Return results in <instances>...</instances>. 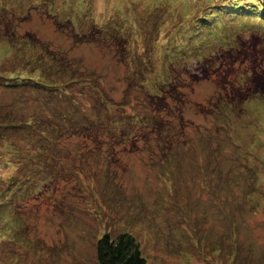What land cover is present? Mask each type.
I'll list each match as a JSON object with an SVG mask.
<instances>
[{"label": "rangeland", "instance_id": "rangeland-1", "mask_svg": "<svg viewBox=\"0 0 264 264\" xmlns=\"http://www.w3.org/2000/svg\"><path fill=\"white\" fill-rule=\"evenodd\" d=\"M229 2L0 0V75L19 83L0 87V209L21 222L0 264H96L114 225L148 264H264V0L207 8ZM42 55L78 75L38 72ZM42 77L82 96L53 176L30 150L71 107ZM130 114L151 127L99 132Z\"/></svg>", "mask_w": 264, "mask_h": 264}, {"label": "trees", "instance_id": "trees-1", "mask_svg": "<svg viewBox=\"0 0 264 264\" xmlns=\"http://www.w3.org/2000/svg\"><path fill=\"white\" fill-rule=\"evenodd\" d=\"M220 1L223 2V0H220ZM229 1L230 2L226 3L225 5L219 6V3H218L217 4L218 7L213 5V6H208L207 8H209V10H215V9L224 10L225 9L226 11H230L229 9L233 10V9H235L234 8L235 6H238L239 9L242 8L243 10H246L244 8V6H249V8L250 7L252 8V10L254 7L253 6L254 5L253 0H248L246 3L243 0H229ZM227 6L229 7V9L227 8ZM223 7H226V8L221 9ZM8 42H12V41H8ZM36 59L38 60V62H37L38 66H39L38 72H40V73H43V71H45V70H47V71L50 70V72L51 71H57L58 73H60V75H63V76L64 75L67 76L70 74L69 71L66 69L67 66L66 65L63 66L61 64L62 62L59 61L60 59L58 58V60H56V57H54V55H49V57H46V58H43V55H42L40 57L39 56L36 57ZM41 62H42V65H41ZM45 63H47L46 67L44 65ZM79 66H80V64H79ZM81 70H82V68H81ZM58 73H53V74H58ZM49 75L50 74H48V76ZM70 75L77 76L78 74L76 72H72ZM63 76H61V77H63ZM9 78H11V79H9ZM9 78L4 76V75H0V87L3 86L2 88H5V89H10V88L16 89V85L19 84L18 81L16 80L17 74L14 77H9ZM80 78L82 79V77H80ZM134 78L135 79H133V82L136 83L140 88L141 87L140 83H139V81L136 80V79H138V76H136ZM27 79H32V78H27ZM41 79H43L42 82L40 79L35 80V85L39 86L40 90H44L45 93L48 92L47 94H50V95L61 92L62 102L65 105L69 104V106L71 107L69 109V113L65 112V110H62V112L63 113L65 112L64 114L67 116L64 118V120L62 119L60 114L58 116L57 121L51 120V119L49 120V122L47 124L48 126L46 127V132L42 135V137H43L42 140L40 142H37V144L34 145V148H36L35 150H33V148H32V150H30L31 156L34 158L40 157L42 159L41 163L43 165V166L42 165L41 166L42 167L47 166L46 168H50V172H52L51 175L53 176L54 174L58 175L57 173L62 171L65 168L61 164L64 162V159H62L61 156H59V155L57 156V154H56L57 148L53 147L54 145H53L52 139H55L54 136L58 135V130H60L61 127H65V129H67V130H65V133H66V131H69L71 133L74 132V131L69 130L71 127V124H69V123L71 122L73 125V123L76 122V120H73V118L75 116V111L78 109L76 99L78 98V96L80 98H82V96L80 94L81 92L76 93L73 90L72 91L68 90L71 88L72 83H76V82H74V80L73 81H63L61 83L55 84V83H51L52 79L50 81L47 78H43V77ZM15 80H16V83H15ZM80 85H78V86L80 87ZM96 87L97 86H91V89L95 90L97 92V93H95L94 100L98 101V99H101L100 98L101 93L98 92V89ZM78 89L75 91L78 92ZM141 89H144V88L141 87ZM143 93H148V91L146 89H144ZM157 94H158V92H157ZM102 96H104V95H102ZM142 97L144 99H146L145 95H143ZM138 103H139V101H138ZM1 108L2 107H0V110L2 111ZM95 108H99V105H95L93 108V111L95 110ZM63 113H61V114H63ZM1 117H2V115L0 114V121L5 120L3 118L1 119ZM148 121H149V123H148ZM89 122H91V125H93V123H94L93 118H91ZM1 123H3V122H1ZM78 123H80L79 120H78ZM85 123L86 122H84V123L82 122L81 124H85ZM12 124H14V123L12 122ZM145 124L149 125L150 127L152 125V122L150 121V119L148 120L145 115H142V116H136V115H132V114H130L129 116L128 115H118L117 118H114V119L111 118L109 120V122L102 123L101 125L103 126V128L101 130H99V132L105 136H107V134L110 132V134L115 139H118L117 135H118V132L120 129L123 131L132 132L133 126L142 127V125H145ZM99 126H98V128H99ZM63 132L64 131L62 130L61 135H63ZM75 132H78V131L75 129ZM100 133H99V135H100ZM66 136L68 138V135H66ZM47 140H49V144L47 143ZM101 141L103 144H105L104 143L105 139H102ZM110 155L113 156L114 153H110ZM37 170H40V168H37ZM56 179H57V176H56L55 180ZM10 185L11 184H8V187H6L5 189H9ZM227 189L229 190L230 188L228 187ZM141 207L145 211V210H147L146 208H153L154 206H152L151 204L150 205L145 204V205H141ZM20 223H18V224L12 223V214H10L9 210L3 211L2 209H0V224H1L0 228H2V230L4 232L9 231L12 227H15L18 229L17 225H19ZM135 224H136V222H131L132 226ZM111 229L112 230L103 231L101 236H99L94 241L96 264H148L147 259L144 257V255L142 253L139 240H138L137 236L135 235L134 230H125L123 228L116 227L115 225H114V228H111Z\"/></svg>", "mask_w": 264, "mask_h": 264}]
</instances>
